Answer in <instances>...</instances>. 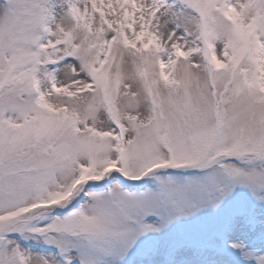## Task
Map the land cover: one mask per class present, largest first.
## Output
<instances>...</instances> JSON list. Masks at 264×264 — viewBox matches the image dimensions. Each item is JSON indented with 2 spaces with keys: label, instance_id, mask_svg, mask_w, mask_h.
Masks as SVG:
<instances>
[{
  "label": "snow or ice",
  "instance_id": "obj_1",
  "mask_svg": "<svg viewBox=\"0 0 264 264\" xmlns=\"http://www.w3.org/2000/svg\"><path fill=\"white\" fill-rule=\"evenodd\" d=\"M0 264H264V0H0Z\"/></svg>",
  "mask_w": 264,
  "mask_h": 264
}]
</instances>
